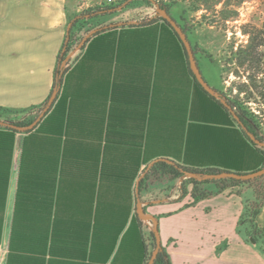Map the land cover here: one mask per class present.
Here are the masks:
<instances>
[{"label":"crops","instance_id":"crops-1","mask_svg":"<svg viewBox=\"0 0 264 264\" xmlns=\"http://www.w3.org/2000/svg\"><path fill=\"white\" fill-rule=\"evenodd\" d=\"M78 13L70 0H0V106L24 109L48 97ZM114 14L91 21L118 24L86 43L32 130L0 127L2 264H144L154 224L139 216V201L157 217L171 264H264L263 240L240 224L254 199L247 188L210 183V195L194 198L191 184L182 195V179L162 175L137 192L156 159L249 173L263 155L195 83L163 20L106 23ZM256 220L264 226V208Z\"/></svg>","mask_w":264,"mask_h":264},{"label":"trees","instance_id":"trees-1","mask_svg":"<svg viewBox=\"0 0 264 264\" xmlns=\"http://www.w3.org/2000/svg\"><path fill=\"white\" fill-rule=\"evenodd\" d=\"M135 1H139V0H120L117 3H111V4L105 3L104 5H97L94 7H90L78 14H75L74 16H71L70 22L73 21V24L71 25L69 32L67 29L64 42L58 53L56 67L54 70V77H55L54 85L48 97L42 103L31 105L30 107L24 109H11L8 107L0 106V118L4 121L14 123L18 126L25 127L30 125L39 116V114L44 109V107L48 104L54 90L59 88L58 93H60V88L63 83V76L70 69L72 64L75 62L78 53L85 47L86 43L91 39V37L96 33L114 28L118 24V23H111V24L99 23L97 25H92L91 21L96 17L117 13L118 11L127 8ZM142 1L148 4L149 6L156 5L157 8L158 7L166 8L168 12L182 26L183 30L186 32L188 38L190 39L189 34L193 30V26L187 21L184 14H181V20L183 21L181 23V21L173 15L170 4H167L163 1L155 2L154 0H142ZM123 4L125 5L122 7V9H116L117 7ZM158 19L163 20L165 25H167L172 30V32L178 39L179 43L181 44L183 51L186 55L189 73L194 79L195 83L207 95H209L211 98L216 100L227 111L228 114L232 115L234 121H236L238 125L241 127L246 138L263 155V163L261 167H264V146L259 145L258 143L253 141L250 138V136L247 134V131H249L257 139L264 142V131L256 119L257 117L256 113L247 109V107H245V105L243 104L244 102L241 99L231 98L223 90L218 89L226 97L227 101L232 107L233 112H235V114L238 116L239 119L237 120L232 114V112L219 99L210 95L198 83L192 72L185 46L181 41L178 33L172 27V25L165 18H163L159 14V12H157V14L151 18L140 19L134 22L126 21L124 22V24L132 25V26L147 25V24H151L152 22ZM84 28H85L84 32L80 34V31ZM243 31L245 34L248 35L247 43L240 45L237 49H232V53H231L232 54L231 60L235 62L239 67H242L244 69L243 74L242 73L240 74L241 76L245 77V79L241 83L240 91L245 90L246 93L248 94L246 101H249V99H251L252 97L254 98L259 97L264 101V27L260 28L255 25L246 24L243 27ZM192 45L197 58L199 49L197 45H194L193 43ZM205 54L209 56L208 53H206V51ZM0 127H8V126L0 125ZM30 130L32 129H28L26 131H30ZM184 170L194 171L200 175H204L205 173L220 172V170H215V169H201V170L190 169L181 166L174 161L168 162L167 160L161 159L155 162V164L152 165L149 171L145 174L144 178H142V180L140 181V188L143 186L144 181L148 179L149 176L159 178L162 175H169L172 178H176V179L181 178L182 195L187 194V184H191L192 185L191 194L194 198L205 197L210 195L212 192H210L208 189L204 187L205 185L210 183H214L218 186L217 191L224 189L230 185L232 186L238 185L241 188H251L254 193V199L249 200L246 203L244 212L240 217V224L247 225L248 234L252 240L258 241L259 239H262L264 243V226H260L256 220L257 215L264 208V174L261 176L254 177L252 179H243V180H239L235 178L199 179L197 177L188 176L184 172ZM139 216H138V220L141 219ZM156 245L157 242H156L155 232L154 230H152L149 236L146 238V254H145L144 264H147L148 261L150 260V257L154 249L156 248ZM153 264H171L169 254L163 245H161V248Z\"/></svg>","mask_w":264,"mask_h":264},{"label":"rangeland","instance_id":"rangeland-1","mask_svg":"<svg viewBox=\"0 0 264 264\" xmlns=\"http://www.w3.org/2000/svg\"><path fill=\"white\" fill-rule=\"evenodd\" d=\"M120 0H115V3ZM171 5L173 14L181 21L184 14L193 26V40H200L202 53H208L206 59L197 56V62L203 75L211 86L222 81L223 91L231 98L241 99L247 109L256 113L257 121L264 131V101L259 97L247 100L246 91H240L245 77L244 72L231 60L232 49L246 44L248 35L244 33L246 24L264 27V0H154ZM107 0H70V5L82 12L90 7L104 5ZM157 6H149L142 0L135 1L127 8L109 16L105 21L126 19L132 21L144 19L156 14ZM197 9V10H196ZM184 11V12H183ZM239 71V73H238ZM251 194L253 190L247 188Z\"/></svg>","mask_w":264,"mask_h":264},{"label":"water","instance_id":"water-1","mask_svg":"<svg viewBox=\"0 0 264 264\" xmlns=\"http://www.w3.org/2000/svg\"><path fill=\"white\" fill-rule=\"evenodd\" d=\"M126 4V3H125ZM120 5L119 7H117L116 9H122V7L125 5ZM113 10V9H111ZM158 12L159 14L165 18L171 25L172 27L175 29V31L178 33L181 41L183 42L185 49L187 51V55H188V59L190 62V66L192 69V72L196 78V80L198 81V83L212 96L216 97L217 99H219L234 115V117L238 120V116L235 114V112H233L231 105L229 104V102L227 101L226 97L215 87L211 86L209 84V82L206 80L205 76L203 75V72L201 71V68L198 65L197 62V58H196V54L193 50V45L192 42L190 41V39L188 38V35L186 34V32L183 30L182 26L177 22V20L168 12V10L166 8H162V7H158ZM73 24V21H71L67 27L68 32L69 29L71 27V25ZM84 42V40H83ZM58 91L59 88L55 89L48 104L44 107V109L41 111V113L39 114V116L28 126H18L14 123L8 122V121H4L0 118V125H4V126H8V127H12L14 129H18V130H28V129H33L38 123L39 121L43 118V116L46 114V112L50 109V107L53 105L54 101L56 100L57 96H58ZM247 134L250 136V138L255 141L256 143H258L259 145L264 146V142L260 141L259 139H257L251 132L247 131ZM161 159H156L155 161H152L150 163V165H148L147 169L145 170V172L140 176L138 183H137V192L140 190V181L142 180V178L144 177V175L149 171L150 167L155 164V162L159 161ZM167 160L168 162H172L171 160L168 159H164ZM184 172L188 175V176H192V177H197L199 179H204V178H235V179H239V180H243V179H252L254 177L257 176H261L264 174V167H261L255 171L249 172V173H236V172H231V171H220V172H214V173H205L204 175H200L197 172L194 171H189V170H184ZM138 213L140 215V217L145 218V219H150L153 221L154 224V232H155V236H156V248L154 249L150 260L148 261L147 264H153L155 261L156 256L158 255V252L161 248L162 242H161V237H160V232H159V226H158V219L157 217L150 215L148 213H146L144 211V209L141 207V203L139 201L138 203Z\"/></svg>","mask_w":264,"mask_h":264},{"label":"built area","instance_id":"built-area-1","mask_svg":"<svg viewBox=\"0 0 264 264\" xmlns=\"http://www.w3.org/2000/svg\"><path fill=\"white\" fill-rule=\"evenodd\" d=\"M111 3H115V0H107L106 4H111ZM156 11L158 12V9H156ZM4 258H5V248L3 244L0 243V264L3 263Z\"/></svg>","mask_w":264,"mask_h":264}]
</instances>
